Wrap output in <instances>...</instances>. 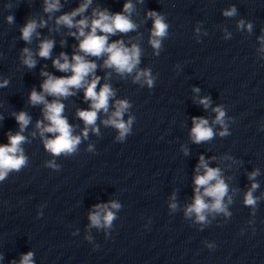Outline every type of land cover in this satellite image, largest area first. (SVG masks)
<instances>
[{
    "label": "water",
    "instance_id": "95a60500",
    "mask_svg": "<svg viewBox=\"0 0 264 264\" xmlns=\"http://www.w3.org/2000/svg\"><path fill=\"white\" fill-rule=\"evenodd\" d=\"M83 2L60 0V9L48 13L45 0H0V84L8 82L0 87V145L20 131L14 114L24 111L31 118L21 133L27 164L0 181V264H19L28 252L34 254L33 264H264V0H131L136 29L110 35L108 42L140 48L137 69L151 71L152 87L143 78L134 82L135 70L122 76L105 67L107 54L85 55L78 47L83 37L70 35L77 29L57 25L59 16ZM125 2L92 0L74 21L88 17L90 22L95 9L122 12ZM233 7L235 15L223 14ZM150 10L169 25L158 55L150 44ZM30 19L46 23L28 43L21 29ZM42 40L54 41L49 59L38 55ZM24 48L32 52L34 68L24 65ZM62 52L69 62L73 54L95 62L86 80L100 77L97 92L108 84L115 95L108 112L98 113V134L89 126L85 139L77 113L90 108L87 85L71 89L74 95L67 98L44 94L48 102L64 104L63 116L73 135L81 137L75 153L53 156L44 140L54 134L41 136L36 126L37 121L49 124L44 105H31L29 96L33 89L42 92V71L71 75L53 67ZM204 97L210 101L207 108L199 103ZM117 100L131 105L125 121L135 117L124 141L103 123ZM217 107L225 112L228 135L221 136L224 126L214 123ZM193 117L208 120L211 140L193 142ZM201 156L220 170L228 187L223 203L230 215L209 213L207 224L197 223L194 214L185 216L194 202L195 176L204 173L196 170ZM49 161L57 167H49ZM253 172L257 175L249 179ZM254 183L258 187L252 190ZM249 190L254 207L245 204ZM111 202L120 208L112 209ZM97 204L115 213L111 227L90 226Z\"/></svg>",
    "mask_w": 264,
    "mask_h": 264
},
{
    "label": "clouds",
    "instance_id": "9594fccd",
    "mask_svg": "<svg viewBox=\"0 0 264 264\" xmlns=\"http://www.w3.org/2000/svg\"><path fill=\"white\" fill-rule=\"evenodd\" d=\"M92 3V0H84L82 4L70 13L59 16L56 20L57 25H64L68 28H76V32L70 33V35L83 39L79 42V50L85 55L93 57H100L103 54H107V59L104 61V66L107 68H114L120 75L132 74L134 70L136 75L134 82H140L143 78L144 83L149 87L153 86L154 77L151 75L150 70H138L137 65L140 63L141 50L137 45H132L131 48L126 47L122 40L109 43V36L119 33H128L136 29V24L130 19L131 13L134 10V6L131 0L123 4L122 12L109 13L107 9L93 10V18L89 22L88 17H84L78 21H74V18L83 14ZM60 9V0H45L44 11L51 13ZM127 13V15H125ZM236 13V9L233 7L223 14L225 16H233ZM147 16L153 20V28L151 30L150 44L159 54L161 48V42L163 38L168 35L169 25L165 22L163 15L154 10H150ZM8 22H13V16H8ZM45 21H41L38 25L34 19L28 20L21 29V38L30 43L33 34L36 32L37 27H44ZM239 27H243V21L238 24ZM89 29L86 33L85 29ZM247 28L251 31L252 25L248 24ZM98 30L99 33L98 34ZM262 43H264V37H260ZM63 43V42H62ZM54 47L53 40H42L39 44V57L43 59H49ZM24 59L23 63L29 69L36 66V61L33 59V54L28 48L23 49ZM61 60L63 62H61ZM53 67L60 72H71L70 76L56 77L46 71H42L41 75L46 79L41 84L42 92H37L33 89L29 96V102L31 105H44V118L49 122L47 126H42L41 121H37V128L41 131V136L45 132L54 134L52 138L44 140L45 149L53 156H60L61 154L71 155L76 152L77 146L81 143V137L73 135V127L63 116L64 104L59 100H53L48 102L45 99L47 94L52 97H65L74 95L71 89H80L87 85L84 90L85 100L91 101L90 108L88 110H79L77 115L83 120L85 128L83 130V137L86 139L88 136L89 126L94 133L99 132L96 127V121L98 119V113L102 110L105 113L108 112L109 100L115 93L108 84H104L97 92V85L100 77L96 76L88 82L86 77L94 73L97 68L95 62L88 61L84 56L79 54H73L72 62H69V58L65 53H60V56L52 61ZM7 81L0 84V87L7 85ZM199 91V89H194ZM209 98H202L199 103L204 105L205 108L209 105ZM131 107L127 100H117L115 102V111L111 113L108 119L104 120L105 126H112L118 130L119 135L117 140L124 141L125 138L131 133V127L135 117L129 116L128 120H124V114ZM217 113L214 123L224 126V130L220 133L221 136L228 135L227 127L225 126L224 117L225 112L222 108L217 107L213 109ZM15 115V120L19 124L20 131L16 134L8 135V144L0 145V181L5 180L8 174L12 171H20L27 164V157L24 155L21 145L26 141V137L21 133L30 123V116L20 111ZM193 127L191 129V137L194 143H201L209 141L214 137V131L209 126L207 119L203 117H193ZM91 150V147L89 148ZM49 167H57L54 162H48ZM203 168V174H197L194 179L196 185L194 202L185 209V216L191 217L195 215L196 222L201 224H207V216L209 213H224L226 216L230 215L227 212L226 206L223 203L224 197L227 195L228 187L224 180L221 178L220 170L218 168L209 167L204 157L201 156L197 165V173ZM257 175L256 172L250 174L249 179H253ZM258 187L257 184L252 185V190ZM201 189L203 191L201 192ZM252 190H249L245 197V204L248 206L256 205V198L252 195ZM205 197L211 198V202H207ZM96 211L90 213L89 220L91 227H111L113 220L116 218L115 213L109 210V205L97 204L94 206ZM110 207L112 209H119L120 205L116 202H111ZM177 205L172 203L170 208L175 210ZM90 239V238H88ZM211 247V245H209ZM33 253L28 252L24 254L19 264H33ZM2 259V257H0ZM15 264V261L12 262Z\"/></svg>",
    "mask_w": 264,
    "mask_h": 264
}]
</instances>
